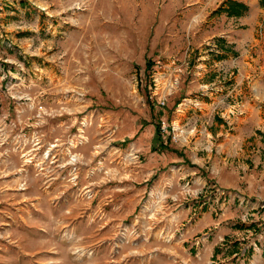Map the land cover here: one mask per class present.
Returning <instances> with one entry per match:
<instances>
[{"label":"rangeland","instance_id":"374dc122","mask_svg":"<svg viewBox=\"0 0 264 264\" xmlns=\"http://www.w3.org/2000/svg\"><path fill=\"white\" fill-rule=\"evenodd\" d=\"M235 1L0 0V264H264V0Z\"/></svg>","mask_w":264,"mask_h":264},{"label":"trees","instance_id":"16d2710c","mask_svg":"<svg viewBox=\"0 0 264 264\" xmlns=\"http://www.w3.org/2000/svg\"><path fill=\"white\" fill-rule=\"evenodd\" d=\"M228 1L230 3V5L228 4L229 5L228 7H230L229 12L238 13L239 9L243 10L246 6L245 4H243L242 2H239V1H235V0H228ZM156 138L159 139L158 143H160L161 148H169L168 143L163 142L160 124L157 125ZM153 147H154V149H156V148H158V145L155 144Z\"/></svg>","mask_w":264,"mask_h":264}]
</instances>
